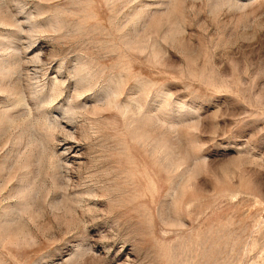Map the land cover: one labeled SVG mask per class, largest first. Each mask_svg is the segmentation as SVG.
<instances>
[{"label":"rangeland","instance_id":"obj_1","mask_svg":"<svg viewBox=\"0 0 264 264\" xmlns=\"http://www.w3.org/2000/svg\"><path fill=\"white\" fill-rule=\"evenodd\" d=\"M0 264H264V0H0Z\"/></svg>","mask_w":264,"mask_h":264},{"label":"bare ground","instance_id":"obj_2","mask_svg":"<svg viewBox=\"0 0 264 264\" xmlns=\"http://www.w3.org/2000/svg\"><path fill=\"white\" fill-rule=\"evenodd\" d=\"M53 94V93H52Z\"/></svg>","mask_w":264,"mask_h":264}]
</instances>
